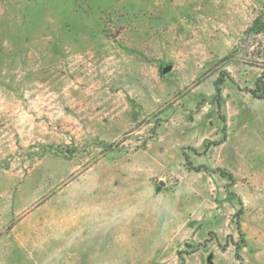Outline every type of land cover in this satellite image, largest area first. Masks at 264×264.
I'll list each match as a JSON object with an SVG mask.
<instances>
[{
	"label": "rangeland",
	"instance_id": "obj_1",
	"mask_svg": "<svg viewBox=\"0 0 264 264\" xmlns=\"http://www.w3.org/2000/svg\"><path fill=\"white\" fill-rule=\"evenodd\" d=\"M257 18L0 0V264H264Z\"/></svg>",
	"mask_w": 264,
	"mask_h": 264
},
{
	"label": "trees",
	"instance_id": "obj_2",
	"mask_svg": "<svg viewBox=\"0 0 264 264\" xmlns=\"http://www.w3.org/2000/svg\"><path fill=\"white\" fill-rule=\"evenodd\" d=\"M255 27L257 28V32L256 34H262V27L264 26V23L262 22L261 18H257L255 23H254ZM263 54V57H264V47L262 48V53Z\"/></svg>",
	"mask_w": 264,
	"mask_h": 264
},
{
	"label": "water",
	"instance_id": "obj_3",
	"mask_svg": "<svg viewBox=\"0 0 264 264\" xmlns=\"http://www.w3.org/2000/svg\"><path fill=\"white\" fill-rule=\"evenodd\" d=\"M171 69H172V67H166V68L164 69V73L166 74V73L170 72Z\"/></svg>",
	"mask_w": 264,
	"mask_h": 264
}]
</instances>
